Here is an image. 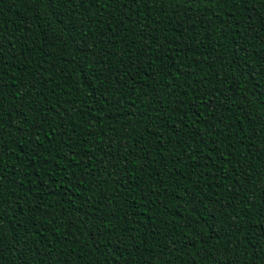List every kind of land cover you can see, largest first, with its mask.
I'll use <instances>...</instances> for the list:
<instances>
[{
	"label": "trees",
	"instance_id": "trees-1",
	"mask_svg": "<svg viewBox=\"0 0 264 264\" xmlns=\"http://www.w3.org/2000/svg\"><path fill=\"white\" fill-rule=\"evenodd\" d=\"M0 264H264V0H0Z\"/></svg>",
	"mask_w": 264,
	"mask_h": 264
}]
</instances>
